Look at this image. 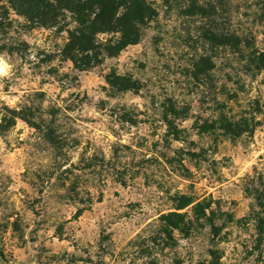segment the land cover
Instances as JSON below:
<instances>
[{
  "label": "rangeland",
  "instance_id": "rangeland-1",
  "mask_svg": "<svg viewBox=\"0 0 264 264\" xmlns=\"http://www.w3.org/2000/svg\"><path fill=\"white\" fill-rule=\"evenodd\" d=\"M193 2L216 14L185 15ZM155 7L91 69L64 32L0 17V264H264V71L206 40L264 51V0Z\"/></svg>",
  "mask_w": 264,
  "mask_h": 264
},
{
  "label": "trees",
  "instance_id": "trees-1",
  "mask_svg": "<svg viewBox=\"0 0 264 264\" xmlns=\"http://www.w3.org/2000/svg\"><path fill=\"white\" fill-rule=\"evenodd\" d=\"M156 1L167 0H0V17L12 12L23 19L31 29L40 28L64 32V55L75 66L84 65L91 69L104 59L117 58L128 47L138 44L144 29L157 17ZM185 15H198L203 18L216 14L210 4L192 3ZM2 24L0 23V28ZM206 40L210 45L229 47L246 70L264 71V51L250 49L249 40L234 36L216 37L213 34ZM198 67V68H197ZM196 70L203 74L211 71L213 64L209 58H202ZM248 68V69H247ZM107 84L119 91L133 90L134 85L123 78L111 75ZM226 133L237 136L233 125L221 119ZM237 123H234L236 126ZM187 207H179L177 211ZM200 207H197L199 209ZM165 224L172 229H181V216L171 214ZM190 223V222H189ZM184 225V224H183ZM188 227V223L185 224ZM0 261L4 262L0 252ZM203 264V263H198Z\"/></svg>",
  "mask_w": 264,
  "mask_h": 264
}]
</instances>
